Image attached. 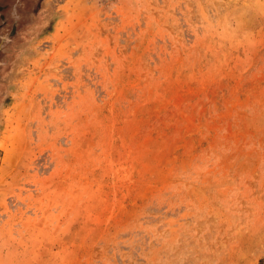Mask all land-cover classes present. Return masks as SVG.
<instances>
[{"label":"rangeland","instance_id":"obj_1","mask_svg":"<svg viewBox=\"0 0 264 264\" xmlns=\"http://www.w3.org/2000/svg\"><path fill=\"white\" fill-rule=\"evenodd\" d=\"M24 4L0 264H264V0Z\"/></svg>","mask_w":264,"mask_h":264},{"label":"flooded vegetation","instance_id":"obj_2","mask_svg":"<svg viewBox=\"0 0 264 264\" xmlns=\"http://www.w3.org/2000/svg\"><path fill=\"white\" fill-rule=\"evenodd\" d=\"M25 0H0V71L3 66L4 48L6 47L4 42H8L14 38L15 30L18 22H24L26 6ZM21 8V9H20ZM16 25H13V24Z\"/></svg>","mask_w":264,"mask_h":264}]
</instances>
